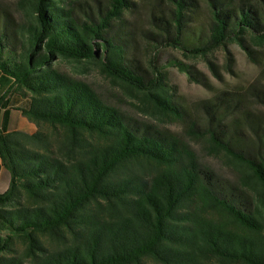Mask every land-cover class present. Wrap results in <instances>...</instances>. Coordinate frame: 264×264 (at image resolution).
Instances as JSON below:
<instances>
[{"label":"trees","instance_id":"1","mask_svg":"<svg viewBox=\"0 0 264 264\" xmlns=\"http://www.w3.org/2000/svg\"><path fill=\"white\" fill-rule=\"evenodd\" d=\"M151 12L155 49L186 56L247 38L264 44V0H163ZM136 0H16L0 5V264H264V109L220 91L203 105L205 125L184 127L234 177L201 163L164 69L133 54L126 16ZM93 64L138 97L152 119L104 101L86 81L58 68ZM86 66H84L85 68ZM195 78L189 66L180 67ZM259 102L264 107V92ZM10 110L39 133L8 130ZM19 243L21 249L16 248Z\"/></svg>","mask_w":264,"mask_h":264},{"label":"rangeland","instance_id":"2","mask_svg":"<svg viewBox=\"0 0 264 264\" xmlns=\"http://www.w3.org/2000/svg\"><path fill=\"white\" fill-rule=\"evenodd\" d=\"M136 2L134 9L125 19L127 29L130 31L132 52L148 68L150 58L155 55V63L164 69L166 81L173 88L174 99L186 111L184 121L165 120L160 123L161 126L182 134L195 151L198 160L216 174L233 178L232 169L223 156L207 152L202 141L197 138H187L184 127L186 123L194 121L203 129L205 125L203 105L220 91L234 92L244 109L257 113L264 109L258 100L260 92H264V44L257 45L246 37L248 47L251 49L249 55L238 42L231 40L224 47L221 46L208 53L205 58L186 56L172 47L155 49V43L145 37L148 31L155 32V27L149 22L150 15L152 11L160 14V10L165 15L168 6L163 0H136ZM199 3V21L206 23L208 19L206 3L204 0H199ZM0 5L6 9L13 21L23 19L22 12L16 7V0H0ZM56 64L61 70L88 82L104 101L118 107L125 115L141 120L152 119L137 108L140 104L138 97L115 85L98 71L97 66L77 64L69 60H59ZM183 66H189L196 79L189 78L181 70L180 67ZM19 119L21 117L18 113H12V122L16 123ZM37 131L36 134L39 133V129ZM16 248L21 249L19 243L16 244Z\"/></svg>","mask_w":264,"mask_h":264},{"label":"crops","instance_id":"3","mask_svg":"<svg viewBox=\"0 0 264 264\" xmlns=\"http://www.w3.org/2000/svg\"><path fill=\"white\" fill-rule=\"evenodd\" d=\"M14 112L18 113L19 116L21 117V119H19V121L16 123L12 122V113ZM10 123H13V124H10ZM7 128L8 130H12V129L21 130V131H24V132H27L33 135L38 132L37 131L38 128L33 123L29 122L25 117L21 115L19 111H15V110H10ZM9 180H10V176H9L8 171L0 163V192H3L7 189Z\"/></svg>","mask_w":264,"mask_h":264}]
</instances>
